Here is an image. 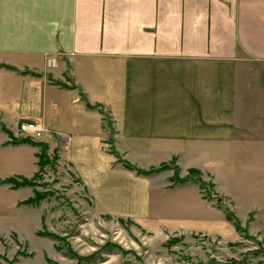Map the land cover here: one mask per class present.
Listing matches in <instances>:
<instances>
[{
    "label": "crops",
    "instance_id": "obj_1",
    "mask_svg": "<svg viewBox=\"0 0 264 264\" xmlns=\"http://www.w3.org/2000/svg\"><path fill=\"white\" fill-rule=\"evenodd\" d=\"M25 119L67 155L94 138L142 169L239 176L264 143V0H0V180L38 169L39 147L7 133ZM14 190L0 183V215Z\"/></svg>",
    "mask_w": 264,
    "mask_h": 264
},
{
    "label": "rangeland",
    "instance_id": "obj_2",
    "mask_svg": "<svg viewBox=\"0 0 264 264\" xmlns=\"http://www.w3.org/2000/svg\"><path fill=\"white\" fill-rule=\"evenodd\" d=\"M50 131L41 140L48 144V164L30 177L14 176L32 186L3 183L17 189L10 193L20 201L0 215V264H264L263 141L257 139L252 152L240 155L239 176L219 178L216 185L213 176L199 170L202 181L224 198L218 201L194 174L173 182L170 169L169 178L149 180L154 173H170L169 168L138 174L124 166L120 155L103 154L94 138L89 149L67 155ZM177 167L178 176L185 177L188 169ZM125 170L132 173L126 177ZM147 185L151 196L145 194ZM35 191L41 198L25 204ZM192 205L196 212L188 210Z\"/></svg>",
    "mask_w": 264,
    "mask_h": 264
},
{
    "label": "trees",
    "instance_id": "obj_3",
    "mask_svg": "<svg viewBox=\"0 0 264 264\" xmlns=\"http://www.w3.org/2000/svg\"><path fill=\"white\" fill-rule=\"evenodd\" d=\"M7 133L9 134L11 143H30V144H33V145H36L39 147V151L37 153V157H38L37 164H38L39 168L48 164V162H49V155L47 153L48 144L45 141L35 140V139L28 138V137L15 138V137H13V135H10L9 132H7ZM119 160H121V158ZM121 161L123 162V164L126 168L135 169L138 174L142 173V174L146 175V174H150V173L161 171V170L168 169V168L173 169L174 173L171 176V179L173 182H182V181L186 180L188 177H190L192 174H194L195 177L193 179L195 181H197L200 186H208L209 188L212 189V191H210L211 197H213V198L215 197L218 201H222L224 199V198H222V196H219L217 193L214 192L212 183H209V185H208L204 181H202V179L200 177V171L196 168H189L185 177H179L178 176V167L175 163V158H172L168 163H162L157 168H150L148 170L135 168L132 164L128 163L127 161H123V160H121ZM0 183H11L13 188L19 187V186H24V185H31L32 186V184L24 177H21L20 182L15 181V177H7V178L0 180ZM40 198H41L40 193L35 191L33 196L24 200V203L25 204H34ZM226 217L234 223V225L237 229H241L239 221L234 215L232 216V215L227 214Z\"/></svg>",
    "mask_w": 264,
    "mask_h": 264
},
{
    "label": "built area",
    "instance_id": "obj_4",
    "mask_svg": "<svg viewBox=\"0 0 264 264\" xmlns=\"http://www.w3.org/2000/svg\"><path fill=\"white\" fill-rule=\"evenodd\" d=\"M50 129L41 120L25 119L18 123L16 134L21 137H28L35 140H42L49 136Z\"/></svg>",
    "mask_w": 264,
    "mask_h": 264
}]
</instances>
